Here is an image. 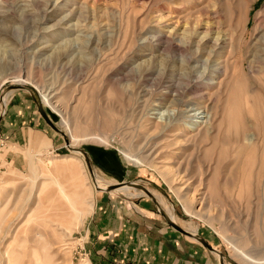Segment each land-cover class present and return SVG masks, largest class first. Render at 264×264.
Masks as SVG:
<instances>
[{"label": "rangeland", "instance_id": "rangeland-1", "mask_svg": "<svg viewBox=\"0 0 264 264\" xmlns=\"http://www.w3.org/2000/svg\"><path fill=\"white\" fill-rule=\"evenodd\" d=\"M188 7L189 17L181 19ZM214 8L213 0H0V99L8 94L5 108L0 101V118L13 95H27L38 109L32 87L19 86L26 80L51 98V107L43 99L44 109L65 137L47 124L50 133L70 144L71 136L81 140L57 151L38 135L26 145L11 144L0 124V264H97L85 248L91 217L104 203L143 199L217 249L224 264H252L231 241L264 264V184L258 176L264 153V62L253 64L251 72L248 62L264 34V0H220L211 16ZM199 21L209 23L214 35L233 34L235 52L243 40L248 61L243 67L238 55L230 71L255 77L263 88L258 108L252 106L232 130L226 106L230 79L224 88L219 86L223 78L214 89L195 83L187 75L188 52L177 46L176 40L195 36ZM187 24L190 33L182 36ZM176 26L179 37L170 38ZM171 94L184 102L204 96L199 108L207 107L210 123L189 134L168 132L169 123L154 113L159 104L167 106ZM246 136L243 159L252 156L257 162L246 167L253 173L245 187H231V138L239 142ZM63 163H71L74 173L57 171ZM95 174L110 187L96 190ZM129 183L152 196L136 188L114 191ZM60 204L71 213L59 210ZM64 211L70 221H62ZM36 233L45 240L33 242Z\"/></svg>", "mask_w": 264, "mask_h": 264}, {"label": "bare ground", "instance_id": "bare-ground-1", "mask_svg": "<svg viewBox=\"0 0 264 264\" xmlns=\"http://www.w3.org/2000/svg\"><path fill=\"white\" fill-rule=\"evenodd\" d=\"M219 1L220 0H213L215 8L211 12L212 13L211 16L216 14L217 3ZM207 7L208 6H206V8ZM251 8H252V4L246 10L247 16L249 15ZM202 9L203 8H200V10H202ZM189 10H190L189 7L187 9H182V11L179 13L180 18L181 19L188 18L189 16L187 17V14L190 13ZM211 13H209V14H211ZM64 19H66V18H64ZM202 23H203L202 21H199L196 24V26H194V27H196V31L194 34L195 36H193L192 39L190 38V39L186 40V42L183 38L181 40L180 39L176 40L179 42V43H177L178 44L177 46H178V48L183 46L188 52L187 55L184 54L185 55L184 59H185V62L187 63L186 65H188V70H187L188 74L187 75L192 77V80H194L195 83H198V84L200 83L202 85H206L208 88H211V87L213 88L217 85V83H215V81L223 78V80L221 79L222 82H220L219 86H220V88H221V86H222V88H224L223 86H224L225 80L230 79V81L226 84V86L229 90V97L227 99L226 106L229 109L228 110L229 113H227V120L229 123L231 122V130H232L233 127H236V125L234 126V124H235V122L238 121V119L241 118L242 122H244L243 119L245 118V112L250 114V111L253 109L252 106H255V107L259 106L257 104L260 102V98H261L260 95L263 93V88H262L261 84L254 79L255 77L253 78V76H252L250 78L249 76H247L248 74L246 73V70H245V73H246L245 76L243 73H240L237 71L234 72L232 70L230 71V69H232L233 65L238 63V55H242L243 67H245L244 62L248 61L246 53L243 50V40L239 39V42H238L239 52H235L234 51L235 38H234L233 34H231V36H228L227 34L220 35L219 33H216L217 35L216 34L214 35V33L212 32V29H211L212 27L208 26L209 23H205V24L204 23L202 24ZM229 24H230V29H231L232 28L231 22ZM177 25H178V23H177ZM188 26L189 25L187 24L186 27L184 28L182 36H185V34L190 33V28ZM214 31H215V29H214ZM169 33H170L169 34L170 38L179 37L178 27L177 26L174 27V29H171V31ZM158 37L159 36H157L155 38H158ZM257 42L260 43V46L256 49L255 48L252 49V51L249 52L250 56H252L251 61H248L249 66H250V72H251L253 64H255V63L260 64V63L264 62V34L258 39V41H256V43ZM170 45H172V43H170ZM174 46H176V45H174ZM18 83L20 84L19 86H23V87L29 86V87L34 88L38 93L40 92L39 94H40V98H41L42 103L44 104V102H43V99H44L45 102L47 103V105H49L51 107V105H50L51 103H49L51 98L44 95L41 90L38 91V88L36 86H30V83L27 82L26 80H20ZM178 96L179 95H176L175 97H173L172 94L169 95V97L167 96L164 100V101H166L167 106L163 103L161 105L159 104L158 108H155L154 115L157 117L156 120L165 121V122L169 123L167 126L168 132H171V133L175 132L176 133L182 129L183 130L182 133L187 132L189 134L192 131H194V127L201 125V124H204V123L207 125L210 123L211 115H210L207 107H205L206 109L204 111L202 108H199L200 103H198V100L202 101L204 96L199 95L198 98H191V100H188L187 102L180 100L179 99L180 96L179 97ZM7 98H8V94L1 96L0 101H1L2 109L5 108L7 105ZM5 102H6V104H5ZM216 102H218V101H216ZM218 103L220 104V102H218ZM210 105L211 104H209V106ZM256 108H258V107H256ZM254 110H256V109H254ZM253 115H254V113H253ZM254 117H255V115H254ZM195 119H197V121H194ZM241 124H243V123H241ZM65 125L69 129L70 125L68 123H65ZM242 131H243V129H242ZM239 134H241V133L239 132ZM177 135L179 136L182 134L180 133ZM177 135H176V137H178ZM249 140L250 139L246 136L244 138V140H239V142L235 141L236 142L235 143L231 138V150H232L231 151V177H232L231 178V187L235 186L237 184L244 186V184L249 183V177H247V175L249 174L248 173L249 167H247V166L249 165V163L251 161H254V164L257 162V161L255 162V158L252 159V156H251V158L248 157L245 161L243 159L244 156L246 155L245 151L248 148ZM253 140H256V139H254V137H252V141ZM80 141L81 140L78 137L71 136L70 146L76 147ZM77 153L80 154V152H77ZM248 156H249V154H248ZM131 160L133 162H135L136 164H140V160L138 158L131 157L130 161ZM259 161H260V163H259L260 164V168H259L260 170L258 171V176L260 177V179H259L260 183L259 184L262 185V184H264L263 181L261 180L264 178L263 177L264 176V172H263V170H264V153H263L262 157L259 159ZM162 168H164V166ZM250 168H251V166H250ZM73 169H74V167H73ZM164 169L166 170V168H164ZM56 170L59 172L73 171V173H74V170H72L71 163L69 165L68 164L66 165L64 163L59 164V165H57ZM252 173H253V170L250 172L249 176H252ZM79 185H77V187ZM94 186H95L96 190H100V191H104V190L108 189V187H110V186H107L105 183H103L100 179H97L96 174H95ZM132 189H134L132 186L126 185V186L120 187L114 191H124V190H132ZM90 203H91V201H90ZM58 205H59V203H58ZM54 206H56V205H54ZM92 206L94 207V204ZM64 207H66V206H64V204L63 205L60 204L59 210H63L62 208H64ZM66 208H67V212L69 210V213H71L70 208L69 209H68V207H66ZM66 208H65V210H66ZM56 209H57V207H56ZM65 212L66 211H64V213ZM163 212H165V211H163ZM68 214H66V213L61 214L63 217V219L61 218L62 221L66 220V219L68 221L71 220V219L70 220L68 219V217H70V214H69V216H68ZM165 214H166V212H165ZM167 215L171 221H173L177 224V221H175V219L173 217H171L170 213H168ZM57 216H55V217H57ZM66 216H68V217H66ZM59 220L57 221L58 223H60ZM67 222L65 221L66 224L65 225L63 224V225L64 226L68 225L69 223L67 224ZM69 225H71V224H69ZM66 227H64V228H66ZM190 233H192V232H190ZM192 234L195 236L193 239L196 240L197 234H195V233H192ZM44 240H45V236H43L41 233H36V236L34 237V241L33 240L32 241L37 243L39 241L42 242ZM231 247L234 249L235 252H237L240 256H242L246 260V262H249L252 264H258L255 262L256 260L254 258H252V256L249 255L250 253L243 250L239 246V244L235 243V241H231ZM85 263L90 264L87 261Z\"/></svg>", "mask_w": 264, "mask_h": 264}, {"label": "crops", "instance_id": "crops-1", "mask_svg": "<svg viewBox=\"0 0 264 264\" xmlns=\"http://www.w3.org/2000/svg\"><path fill=\"white\" fill-rule=\"evenodd\" d=\"M37 110L27 95L11 97L1 123L9 143L26 145L38 135L47 138L54 151L66 148L65 140L50 133ZM91 218L85 248L97 264H220L216 253L173 230L156 205L145 199L104 203Z\"/></svg>", "mask_w": 264, "mask_h": 264}, {"label": "water", "instance_id": "water-1", "mask_svg": "<svg viewBox=\"0 0 264 264\" xmlns=\"http://www.w3.org/2000/svg\"><path fill=\"white\" fill-rule=\"evenodd\" d=\"M31 91L34 93V95H35V100H36V102H37V105H38V110H39V113H40V115L42 116V118L46 121V123L53 129V130H55L56 132H58V133H61L64 137H65V134L62 132V131H60L56 126H55V124L53 123V121L51 120V118H50V116L47 114V112H46V110L44 109V106H43V103H42V101L41 100H39L38 99V97H37V91L34 89V88H31ZM4 115H5V113H4ZM2 120H3V118H0V124H1V122H2ZM66 139V138H65ZM66 145L68 146V147H70V143L66 140ZM88 166H89V169H90V171H91V173L93 174L94 172H93V169H92V166H91V164L88 162ZM126 185H130V186H132L133 188H136V189H142L144 192H146L148 195H150V196H152V194L146 189V188H144V187H140V186H138L136 183H129V184H124V185H120L121 187H123V186H126ZM159 212L161 213V211L159 210ZM164 217H166V219H167V221H168V224L173 228V229H175L176 231H178L179 233H181V234H183V235H185V236H187V237H190V238H194L195 236L192 234V233H190V232H188V231H186V230H184V229H182L180 226H178L175 222H173V221H171L170 219H169V217L168 216H166V215H164ZM196 240H198L204 247H206L209 251H211V252H214V253H216L217 255H219L220 256V252L217 250V249H215L214 247H212L211 245H209L206 241H204V240H202L200 237H196ZM221 257V259H220V264H224V262H223V258H222V256H220ZM219 257V258H220Z\"/></svg>", "mask_w": 264, "mask_h": 264}]
</instances>
